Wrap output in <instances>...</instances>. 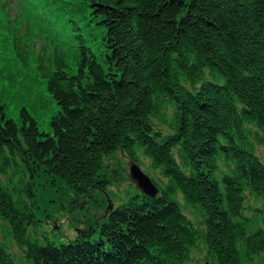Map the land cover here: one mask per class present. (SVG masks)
<instances>
[{
	"label": "trees",
	"instance_id": "16d2710c",
	"mask_svg": "<svg viewBox=\"0 0 264 264\" xmlns=\"http://www.w3.org/2000/svg\"><path fill=\"white\" fill-rule=\"evenodd\" d=\"M25 1L59 110L45 132L28 107L8 116L0 89V217L28 260L0 238V264H191L200 242L211 264H264V0ZM11 14L0 0V58L29 66ZM118 149L149 158L159 194L136 190L98 239L34 238L42 193L106 191Z\"/></svg>",
	"mask_w": 264,
	"mask_h": 264
},
{
	"label": "rangeland",
	"instance_id": "374dc122",
	"mask_svg": "<svg viewBox=\"0 0 264 264\" xmlns=\"http://www.w3.org/2000/svg\"><path fill=\"white\" fill-rule=\"evenodd\" d=\"M2 1L6 2V8L11 10V17H20L22 32H30L29 38L32 46L30 48L31 52L34 53V58L30 60L29 66L16 64L7 58L5 60L0 58V89H3L5 93L7 114L17 121H21V109L28 107L38 119L41 130L51 132L50 120L53 114L59 110V107L46 90V81L41 77L39 69H36L35 61L42 43L50 39V36L44 37L41 33L43 31L40 32L35 26L39 24V27L44 29L46 24L37 20L35 14L29 11L25 0ZM30 21H34L35 26L33 24L31 26ZM11 81L18 86L14 87ZM163 128L168 131L165 125ZM257 151L264 161V146H258ZM142 159L143 163L140 164L132 160L122 149L106 156L103 174L108 179V189L106 191L96 189L86 196H72L65 206L57 204L59 194L53 193L52 195L51 191L42 193L45 197L43 204L46 211L39 217L37 226L33 225L30 228V234L39 239L42 244L50 241L57 245L82 239L95 240L100 238V225L108 218L110 212L127 201L136 190H141L132 176V165L135 162L138 163L152 180L153 176H160V173L151 167L148 157L142 155ZM53 196H57V199L51 200ZM249 202L251 204L256 203L253 197H249ZM0 238L8 244L10 251L18 261L28 262L25 248L16 242L8 222L1 217ZM206 254L207 247L203 242H200L192 251L191 264H211L206 258Z\"/></svg>",
	"mask_w": 264,
	"mask_h": 264
},
{
	"label": "water",
	"instance_id": "95a60500",
	"mask_svg": "<svg viewBox=\"0 0 264 264\" xmlns=\"http://www.w3.org/2000/svg\"><path fill=\"white\" fill-rule=\"evenodd\" d=\"M131 172L141 191L151 196H157V194L159 193L158 187L153 182L152 178L142 170L138 163L135 162L132 165Z\"/></svg>",
	"mask_w": 264,
	"mask_h": 264
}]
</instances>
